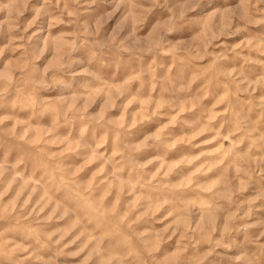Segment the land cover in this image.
I'll list each match as a JSON object with an SVG mask.
<instances>
[{
    "label": "clouds",
    "instance_id": "1",
    "mask_svg": "<svg viewBox=\"0 0 264 264\" xmlns=\"http://www.w3.org/2000/svg\"><path fill=\"white\" fill-rule=\"evenodd\" d=\"M0 264H264V0H0Z\"/></svg>",
    "mask_w": 264,
    "mask_h": 264
},
{
    "label": "rangeland",
    "instance_id": "2",
    "mask_svg": "<svg viewBox=\"0 0 264 264\" xmlns=\"http://www.w3.org/2000/svg\"><path fill=\"white\" fill-rule=\"evenodd\" d=\"M88 174H89L88 170H85V173H82L81 175L87 176ZM92 187L95 189V187H96V182L95 181L93 182ZM74 195H75V193H73L70 190H62L61 191V196L67 197L68 199H72L74 197ZM108 199H111V197H109Z\"/></svg>",
    "mask_w": 264,
    "mask_h": 264
}]
</instances>
